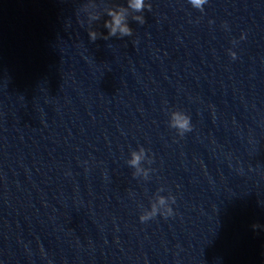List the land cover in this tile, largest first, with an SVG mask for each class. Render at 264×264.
<instances>
[{
	"label": "water",
	"instance_id": "obj_1",
	"mask_svg": "<svg viewBox=\"0 0 264 264\" xmlns=\"http://www.w3.org/2000/svg\"><path fill=\"white\" fill-rule=\"evenodd\" d=\"M65 0H0V211L39 98Z\"/></svg>",
	"mask_w": 264,
	"mask_h": 264
},
{
	"label": "clouds",
	"instance_id": "obj_2",
	"mask_svg": "<svg viewBox=\"0 0 264 264\" xmlns=\"http://www.w3.org/2000/svg\"><path fill=\"white\" fill-rule=\"evenodd\" d=\"M205 2L206 0H192L193 5L197 7H202V5ZM131 6L136 8L137 10H142L144 7L148 5H146L145 0H133V2L131 3ZM109 14L111 15L112 19L105 21V27H110V33L108 34H115L117 30H119L124 35L131 34L130 26L124 22V18L118 10L114 9ZM89 36H90V39L94 40L95 31L90 30ZM241 38H244L243 33L241 34ZM229 52L233 56V58L236 57L234 50L229 49ZM169 123L172 127L177 128L181 132V134L192 131L194 127L191 116L187 112L180 110V109H174L170 113ZM143 155H144L143 148H141L139 151H134L132 153V158L130 160V163H132L133 165L138 164ZM158 211L165 218L173 216L175 214L174 208L171 207L166 202L165 197L161 196L158 198V201L152 205L151 210L149 212L144 213L140 217L141 222L154 216Z\"/></svg>",
	"mask_w": 264,
	"mask_h": 264
}]
</instances>
